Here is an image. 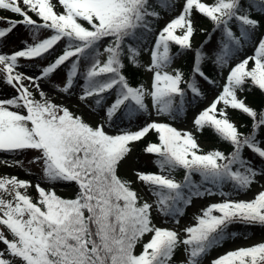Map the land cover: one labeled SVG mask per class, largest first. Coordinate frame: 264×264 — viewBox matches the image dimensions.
<instances>
[{
	"label": "snow or ice",
	"instance_id": "6c2138e0",
	"mask_svg": "<svg viewBox=\"0 0 264 264\" xmlns=\"http://www.w3.org/2000/svg\"><path fill=\"white\" fill-rule=\"evenodd\" d=\"M0 12L19 17L0 15L7 25L0 27V44L17 27L26 29L31 41L23 40L11 52L0 49V83L13 90L11 96L0 95V152L33 151L29 163L41 170L34 185L0 176V264H173L180 247L186 257L181 264H201L211 248L236 235L227 233L230 224L264 226V190L249 200H234L222 191L225 184L243 191L264 177V168L244 156L247 150L264 163V107L257 110L238 95L246 85L264 93V33L253 39L264 27L253 15L264 17V0H0ZM161 12L170 17L157 29ZM196 14L213 29L193 48ZM42 31L48 35L42 37ZM216 33V45L205 49ZM248 45L253 53L240 58ZM142 52L149 57L146 65L138 59ZM185 52L193 53L187 76L172 67ZM45 59L49 62L35 74L21 71V60ZM125 59L150 73L147 84L129 82ZM205 63L220 70L222 84L204 71ZM62 67L65 83L55 91L67 95L78 86V99L91 100L103 112L95 126L42 88L41 82ZM201 80L218 92L194 117V128L212 129L230 152H204L192 132L167 122L185 111L189 96H203ZM229 109L250 118V132L239 130ZM138 114L149 120L137 130L106 131L124 119L131 124ZM150 133L157 142L147 143L143 152L154 156L157 171L134 170V180L122 177L119 170L132 145ZM0 163L22 167L20 160ZM177 170H183L182 180L173 175ZM137 182L152 202L133 189ZM57 183L74 185L73 197L57 194ZM215 194L223 199L205 206L182 230L153 221L155 210L178 225L177 217L194 198ZM211 264H264V242L228 251Z\"/></svg>",
	"mask_w": 264,
	"mask_h": 264
},
{
	"label": "rangeland",
	"instance_id": "374dc122",
	"mask_svg": "<svg viewBox=\"0 0 264 264\" xmlns=\"http://www.w3.org/2000/svg\"><path fill=\"white\" fill-rule=\"evenodd\" d=\"M59 10V9H58ZM161 19L158 21L157 29L162 27L166 21L169 19L170 14L167 12H161ZM207 20L204 18H200L198 16L194 17V23L195 27L197 29L196 33L194 34L193 38H197L199 31L202 27L207 26ZM7 25L4 23H0V27H6ZM264 33V31L261 32V34ZM260 34V35H261ZM29 33H24L22 31H13L4 41L3 44H0V49L4 52H11L13 50L20 49L22 45V39L27 38L29 39ZM194 39V40H195ZM31 42V41H30ZM59 50V49H58ZM57 50V51H58ZM248 51L253 53L252 50L248 48ZM248 55V54H245ZM243 55V56H245ZM250 55V54H249ZM240 57V58H243ZM104 57H101L103 59ZM145 63L147 64L149 62V57L147 54L144 53ZM44 60L37 61L35 64L26 62L24 60H21L20 63L24 66L21 71H28V74H35L38 72L39 68L43 66ZM174 65V63H173ZM172 65V67H173ZM65 72L66 69L63 67L57 71V73L53 74L50 79L44 80L41 82L42 88L49 93V95L54 99V102L57 104H62L66 107H68L73 113L80 115L83 120L87 123H89L92 126H95L99 122H101V117L103 115V112H97L94 106L90 102H81L78 99V95L75 92V89H73L69 94L65 95L62 93H57L55 91V85L59 84L63 86L65 83ZM144 75V83L147 84L149 82L150 73L143 70ZM223 75H227V69L223 71ZM223 83V79H222ZM221 83V84H222ZM218 92V88L213 89L209 95H207L205 102L198 106L189 109V111L186 113L185 116L178 117L175 121L168 120L167 122L172 123L174 127H176L178 130H184V131H190L195 136L200 148L204 151H210L216 149L215 143L208 140L204 136L198 135L197 131L194 128L193 120L194 117L201 111L203 108L208 106L209 102L214 99ZM13 94V90L4 85L3 83H0V95L3 96H11ZM150 107V103H149ZM229 115V114H228ZM229 118L236 122V119L229 115ZM151 119H161V120H167L165 117H156L153 115ZM149 120V117L146 118V120L143 123H139L138 126H134L130 128L129 130H137L140 126H142L146 121ZM115 127L106 128V131H108L110 134L114 133L115 128L117 127V124L113 125ZM35 155L33 151H28L26 154L20 155V154H9V153H2L0 152V161L7 160L9 164H12L13 161L20 160L22 161V167L21 166H6L4 163H0L1 171L6 170L9 172H15L18 175H20L22 178H25L26 180L31 181L33 184L40 182L41 178V170L38 166L35 164L29 163V161L32 159V157ZM140 159H137L136 152L133 151L129 154V157L125 162L122 163L120 167V173L122 175H125L127 179L134 180L133 171L134 170H142L145 171L143 165L139 162ZM141 161V160H140ZM156 172V171H155ZM174 175V174H173ZM1 176V172H0ZM176 176V175H174ZM43 186L48 187L47 183H43ZM55 190L58 192L64 193V192H72V190H75V186L72 184H65V183H57L53 185ZM133 187L136 191H138L145 200L152 202L151 194L147 191L145 187H143L141 184L133 183ZM264 190V177L258 178V181L254 182L251 187L246 191H239V192H233L231 193V198L234 200H249L254 197L255 194H257L259 191ZM223 199L219 194L215 195H206L201 198H194L191 202V205L188 206V211L179 217V224H175L173 218L167 219V216H164L162 214H158L155 210H153V221L157 226L160 227H166V228H174L176 230H182L186 226H189L190 224L194 223V216L199 214L201 210L212 203L220 202ZM181 236H183V233L181 232ZM264 242V235H256L250 238L246 239H239L238 241H234L233 243H229L227 246H218L215 248H212L205 258L201 260V264H211L212 260L217 258L220 255H223L224 253L228 251L235 250L239 247H246L251 246L255 243ZM137 252L140 251V247L138 246L136 249ZM186 257L184 254V251L182 250L181 253L178 255L177 259H174L173 264H181L182 261H185Z\"/></svg>",
	"mask_w": 264,
	"mask_h": 264
},
{
	"label": "trees",
	"instance_id": "16d2710c",
	"mask_svg": "<svg viewBox=\"0 0 264 264\" xmlns=\"http://www.w3.org/2000/svg\"><path fill=\"white\" fill-rule=\"evenodd\" d=\"M0 15H3L5 17L10 16L12 19H19L18 16H14L8 12H0ZM253 15H254V18L260 19L262 25H264V17H261L258 13H254ZM196 16H198L200 18H204L203 16H200L199 14H196ZM204 19H206L208 21L207 26L202 27L200 29L198 37L196 39L193 38V41H192L193 48L199 47L203 43V41L207 38V34L209 32H211L213 29L212 23L207 18H204ZM157 24H158V21L156 22V26H157ZM202 29L204 31H201ZM15 30L22 31L24 33H28L27 30L22 28V27H17ZM262 31H264V27L257 30L253 39L254 40L258 39ZM47 35H48L47 32H44V31L41 32L42 37L47 36ZM218 38H219V33L214 34L213 38L209 42V44L205 45V49L214 47L216 45ZM22 40H27V38L25 37ZM248 48L253 51L252 46L248 45L242 50V52L240 53V57H242L245 54H248V55L252 54L251 52L248 51ZM58 49L59 48H57V50ZM177 51H178V48L176 46H173L172 52L175 54ZM57 52H59V50ZM53 55H55V53H53ZM49 59H51V58H49ZM138 59L140 60L141 65H146L143 52L141 53V55ZM38 61H41V60H38ZM48 62H49V60L45 59L43 62L44 63L43 66L46 65ZM124 62H125L124 74L128 77L129 82L132 85H138L140 83H144V75H143L144 67H133L130 63L127 62V59H125ZM192 66H193V53L192 52H185L179 56H176L174 59L173 68L181 69L185 73L186 76L190 73ZM203 69L211 78H213L217 81V85L222 83L220 70L215 68V66H213L209 63H205L203 65ZM81 83H82V81H81ZM200 87H201V91L203 92V96L196 98L194 100L191 98V96H189L185 102V111L183 113H181L179 115V117L185 116L186 113L189 111V109L194 108V107L196 108V107L202 105L205 102L207 95H209V93L213 89L218 88L216 86H212V85L207 84L203 80L200 81ZM74 89H75L76 94L79 95V87L77 86ZM238 95L241 98H246V103H248L250 106L256 108L257 110H259L261 107H264V93H262L258 88L254 87V86L246 85L245 90L243 92L238 93ZM88 102H90L92 104L91 100H89ZM228 114L232 115L236 119V122H234V123L236 124V126L239 128V130L241 132H243V133L250 132L251 123H252L250 118H248L245 114L240 113L239 111L231 110V109L228 110ZM146 118H148L147 114H138L137 117L132 121L131 124H129L127 119H124L122 121H118L116 123L117 127L114 130L115 132L112 134H116V132L120 129L129 130L130 128H132L134 126H138L139 123H143L146 120ZM112 127H115V126H112ZM197 133H198V135L204 136L208 140L215 143L216 149L224 151L225 153L231 151V146L228 143L222 141L214 133V131L212 129L206 127L202 132L197 131ZM261 135H264V133H261ZM149 142H157V137H156L155 133H150L148 136L145 137L144 140H142L140 142H135L132 145V148H133V151L136 152L137 159L141 160V161L139 160V162L141 165H143L145 171L155 172V171H157V168L153 163L154 156L151 154H145L143 152V148ZM24 154H26V153H24ZM24 154H20V155L24 156ZM244 156L251 159L253 161L254 166L259 167V168H264V163H262L258 157L253 156L247 150H245ZM0 169H1V167H0ZM0 172H1V176H4V175L16 176L19 179L26 180L25 178H22L20 175H18L15 172H9L6 170H4V171L0 170ZM173 174L176 175L175 178L179 181V180H182L184 172H183V170H177ZM120 175L122 177L126 178L125 175H122V173H120ZM258 177L256 178V180L258 179ZM193 179L197 182H200L199 175H195L193 177ZM132 187H133V185H132ZM133 189H134V187H133ZM248 189H246V190H248ZM246 190H243V191H246ZM74 191L75 190H72V192H64V193L57 191V194L61 195L62 197H65V198H71L74 195ZM216 191L217 190L215 188H213V192H216ZM222 191L227 192V193H233L234 192L231 184H225L222 188ZM29 193L33 197L36 196V192L34 189H29ZM138 194L144 199V197L139 192H138ZM187 211H188V206L183 208L184 214ZM179 217L180 216H178L177 219H179ZM167 219H172V217L167 216ZM227 233H229V234L235 233L236 235L235 236H232V235L226 236L224 241L219 246H227L229 243H233L234 241H238L239 239H246V238H250V237H253L256 235H264V226L245 225V224L240 223V222H235V223H232L228 226ZM215 247H218V246H214L213 248H215ZM182 250H183V247H180L176 250L173 261H174V259H177L178 255L181 253ZM205 257H206V255L203 258H205Z\"/></svg>",
	"mask_w": 264,
	"mask_h": 264
}]
</instances>
